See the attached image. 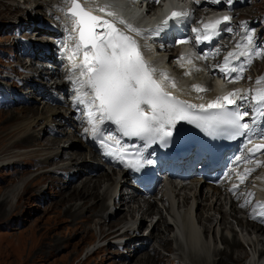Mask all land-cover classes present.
Segmentation results:
<instances>
[{
	"label": "bare ground",
	"instance_id": "bare-ground-1",
	"mask_svg": "<svg viewBox=\"0 0 264 264\" xmlns=\"http://www.w3.org/2000/svg\"><path fill=\"white\" fill-rule=\"evenodd\" d=\"M24 1L25 2L22 4L23 6L17 4L15 8H19L20 12L22 8H24L23 12H21L22 14L15 15L13 13H8V16L6 18L3 17L1 21L10 22L11 19L23 18L21 21L26 25H21L23 32L20 34L26 37L28 41H41L43 39V41H46V36L51 34V31L48 28L41 26L40 22H38V20L45 16L47 10L49 9L52 11L47 15L48 19L52 20L56 26L62 25L64 28H67L70 33L72 22L68 20V22L64 24L57 16V11H59L62 6L61 1L56 4H52L49 0H39L34 1L33 3H29L31 0ZM250 6V0H240L238 2L237 9L234 11L236 16L243 15L245 17L246 24L250 25L249 27L253 25L251 24L252 15L249 11ZM202 7H204L203 0H198L196 8L200 9ZM152 9H156V7L153 5ZM127 12L128 14H124V17L135 20L134 16L131 14V11L128 10ZM14 29L15 28L13 24H8L5 29H0L1 37H5L10 33H13ZM60 31V44L67 40L71 41L66 35V32L63 30ZM248 33H250V30H248ZM116 35L120 36L119 33ZM261 37L262 33H258L255 36V38H259L258 42L260 43L262 42ZM102 46L103 52L107 57L109 69L125 76L129 83L133 85L135 84V86H137V78L129 69L127 58L125 57V51L121 48L114 47L111 41L109 43H102ZM32 50L33 52L35 51L33 48ZM137 50L138 54L144 57V48L139 46ZM25 58L26 57L24 54L19 50L17 60L21 62L22 65H24V62L26 63ZM31 59L34 61L35 53L31 56ZM169 64L171 69L175 70L172 62H169ZM34 65L35 62H30L28 67L33 69ZM39 73L41 75L49 74L45 71ZM57 73L58 70H55L49 75L50 77H53L57 76ZM150 73L153 75L152 72ZM170 78L159 79L161 83V89L166 93L172 91L171 89H175L179 93H183L185 91L187 93H191L189 94L192 99L190 102H193L197 98L205 100V95L197 94L201 88H217L214 86V84H207V79L202 77V74L199 72L195 73L193 79L181 76V72L180 76L175 78V80ZM24 79L28 83L30 82L31 84H35V80L31 78L30 74H28V76ZM42 80L43 79L39 80V83L43 84L46 90L54 89L48 86L49 81H46L45 84L47 85H44ZM235 85L236 86H233V88L229 87L227 91H229L232 100H239L237 95L239 92L243 93L244 89L240 86L237 87V84ZM56 88L57 87H55V89ZM217 90L224 91L226 89L219 88ZM184 95L189 96L187 94ZM213 95L214 94H209V97H213ZM181 96L183 97L182 94ZM42 99L40 100L43 102L44 98ZM17 103L18 105L14 107L15 109L17 107H24L20 110H31L33 114V118L27 121V124L23 126H26V134L18 138V140L22 141L26 139V136H28L27 140L31 139V136H34V139L27 142V146L14 148L12 153L11 150L6 151L3 154L0 153V178L4 176V173L1 172L3 169L9 170L11 167H16L20 164L21 166L23 164H29L33 168L38 169L39 167H43L53 161L55 164L66 163L61 167H56L55 170L68 171L79 167L77 169L79 171L78 177L90 170H92L94 173H97L103 169L100 161L94 154L91 156L89 154L90 157L87 158L85 157L86 155L84 153L73 151L76 149H83L84 145L75 134L76 131L74 129V120L71 114L63 116L52 109H47L45 112H41L39 107H34L32 104H22V102L19 100H17ZM44 105L49 106V104L45 102ZM43 113L47 114V117H43ZM63 118H65V124L55 123L56 119ZM93 124H96L94 119L87 122V125L91 128L95 127ZM47 125L56 127L59 134H67L65 137L66 139L64 146H58L60 138L54 136L52 137L50 135L47 136ZM15 129L12 132H15ZM63 138L64 137L61 139ZM11 145L14 146L13 143ZM17 148L28 150L24 153L22 152L18 154L16 151H14ZM39 154H42L41 158H37ZM82 156H84V159ZM78 160H81L79 161L80 163H75ZM27 173L28 172L25 170H20L16 175L24 176ZM49 173H54V171L49 170L41 174L38 173L32 179L24 181L23 185L25 186L23 188L14 187L7 189L5 195V199L7 200H3L2 198L0 200L4 201L7 206H13L12 203L15 198L19 197L20 195V198L18 199L23 201L24 196L31 191L33 185L30 184L31 182L41 185L46 180L51 178L52 180L47 184V192L49 194L53 193V196L49 198H51V200L55 198V200L48 202L47 198L45 201H47L49 205L43 208H48L54 202L57 203L58 201H62L63 203L65 200H68V198L69 201H71L73 200V197L74 202L80 200V202H82V206L78 207L77 209H73L74 205L69 206L68 210L70 212L66 211V214L67 217H72L71 213L80 214L79 210L91 203L88 208H85V214H82V216L78 217V221H84L86 224H88L93 220L94 216H99L101 219H103V223L98 222L99 226L103 228L100 229L99 235L97 236L99 242H102L108 237H112L113 240H120L123 238L122 235H125V233L128 231H132L135 234L141 232L140 226L144 225L147 221L145 217L152 218L153 215H159V219L156 223L152 224L154 219H151L150 224L152 225V232L148 234V238L146 237V242H149L148 239L153 240L157 243L158 247H155L149 243L145 249L149 254L143 255L136 260L128 258L127 261L129 264L133 263L134 261H141V264H147L148 262H150L149 264H159L162 261L167 262L168 264H264V225L252 220H247L244 222V220L237 215L235 205L232 202L229 203L226 200L224 193L219 188L206 186L205 192V190H203L205 183H198L193 179L189 181L190 185L187 184L180 188L177 187L178 185H171L169 183L163 184L157 189V185L155 194L152 195L154 196L155 200H139L137 198L138 195H142L137 189L130 188L129 183L123 180L118 182H115L114 180L112 181L111 176L108 173L98 174L94 176V178H86L76 187L70 186L73 183L72 181L64 182L62 180L57 181L59 184L55 185L54 182L56 181V178L48 176ZM16 175H14V177ZM257 175L254 177L251 187L257 196L264 198V171L258 173ZM11 178L14 180L13 177ZM13 180L10 184L14 182ZM2 181L3 180H0V187H2ZM107 182H111V184L100 192L102 185ZM39 186L35 189L34 199L43 193L44 195L47 194L45 193V190L39 188ZM118 186L119 191L117 192ZM11 189H13L11 191L13 195L10 199H8L11 194H7V192ZM249 192L252 194V191ZM112 201L113 204L111 203ZM106 202H108V204ZM223 202L226 205L225 207H227L229 204L230 211L228 215L233 221H230L227 214L222 211ZM158 203H160V206H158ZM252 205L253 202H251V206ZM117 206L118 208L114 212H120V217L112 221H107L106 219L110 215L107 213V210H112ZM134 212H140L141 214L139 220L140 226H137L136 229L131 227L126 230V232L121 234H119L118 230H112L113 227L126 222L128 217H131ZM169 221L173 223L174 228L171 227ZM234 225H236L238 228L240 235L234 231ZM104 227H107V229H104ZM248 227L254 231L249 233ZM246 231H248V233H245ZM228 236L231 238H228ZM237 236L240 237L238 238ZM172 243L174 246H172ZM244 246L247 247V251H244ZM158 248H161L170 254L176 253V257H174V259L167 257L168 259H166L165 256L161 255V252ZM96 250L99 251L100 249L97 248ZM150 253H152L151 256ZM134 255L135 252L132 253L131 257Z\"/></svg>",
	"mask_w": 264,
	"mask_h": 264
},
{
	"label": "rangeland",
	"instance_id": "rangeland-1",
	"mask_svg": "<svg viewBox=\"0 0 264 264\" xmlns=\"http://www.w3.org/2000/svg\"><path fill=\"white\" fill-rule=\"evenodd\" d=\"M34 1L39 0H31L29 3H32ZM24 2V0H0V29L4 25L8 24L6 21H1L3 17L6 18L8 16V13H13L15 15L22 14L21 12H23L24 8H22L21 12L19 11V8H15L17 4L22 5ZM249 11L251 12L252 16L256 14H260L261 16H263L264 0H253ZM12 20L13 19H11L10 21L11 24L12 22H14V20ZM262 21V17H260V22ZM263 28L264 24L260 25V29ZM12 44V35L5 37H1L0 35V50L9 51L11 50L10 48ZM7 54L8 53L0 51V69H12L13 67L11 64H9V62H6L5 60V58L10 59L9 57H7ZM258 66L259 71H253L252 85L257 89H261L264 91V61L261 62ZM17 78L21 77L17 76ZM0 90L2 91L1 87ZM26 98L31 100L32 106L39 107V109H41V112H45L47 109L61 111L59 110V107H56L54 105H44V101L42 102L40 100V96L34 91L29 94ZM21 108L24 107H17L16 109L12 108L0 111V153L2 154L10 150L12 153V150L16 147L27 146L26 143L34 139V136H31V139L27 140L28 136H26V139L22 141L18 140V138L22 137L24 134H26L25 132H27L26 126H23L27 124V121L33 118L31 110H20ZM42 116L47 117V114L43 113ZM55 123L62 124V121L56 119ZM14 129L16 131L12 132ZM66 136L67 134L62 133L58 137L60 138V142L58 144L59 147L65 145ZM62 137L64 138L61 139ZM10 143H13L14 146H12ZM27 150L28 149L17 148L14 151L19 154L22 152L24 153ZM73 151L82 152L86 155L85 157H90V153L84 147L83 149H76ZM40 155L42 154H39V157ZM82 158L84 159V156H82ZM79 161L81 160H78L75 163H80ZM65 164L66 163H61L59 164V166ZM53 166L55 167L54 161L50 162L49 164L43 167H39L38 169L33 168L29 164H23L22 166L20 164L16 167H11L9 170H1V172L4 173V176L0 178V180H3L1 183L2 187H0V199H5L7 189L14 187L23 188L25 186L23 185L24 181L32 179L38 173L41 174L46 171H49L48 167ZM20 170H25L28 173L24 176L16 175ZM90 171H87L85 174H81L70 186L76 187L84 179H88L90 177L94 178V176L101 173H108L111 176L112 181L114 180L115 182H118V179L111 172L107 171L104 168L98 171L97 173H94L92 170ZM14 175L16 176L14 177ZM48 176L55 177L56 181L54 182V184H59L57 181L61 180V177L56 176L54 173H49ZM11 177H13L14 180ZM12 180L14 182L10 184ZM51 180L52 179L50 178L41 185L38 183L31 182L30 184H33L31 191L24 196L23 201H20V199H18L20 198V195L19 197L15 198L12 203L13 206H7L4 201L0 200V264H129V262L127 261L128 258L136 260L143 255L149 254L145 250L149 243H151L155 247H158L157 243L153 240L148 239L149 242H146V237L148 238V234L152 232V225L150 224L151 219H154L152 221V224H154L159 219V215H153L152 218L145 217L147 220L146 223L140 226L138 223L141 214L140 212H134L131 217H128L126 222H123L122 224L113 227V231L118 230L119 233H122L128 230L131 226L134 228L140 226L141 232H138L136 234H133V232H129L125 234V239H131L132 241L124 245L122 249L119 250L117 249V247H115V245H112L115 242L112 237H108L102 242L98 241L97 236L99 235L100 229H103L99 226L98 222H104V220L101 219L99 216H94L93 220L90 221L88 224H86V222L84 221H78V217L82 216V214H85V208H88L91 203L88 204L86 207H82V209L79 210L80 214L71 213L72 217H67L66 214V211L70 212L68 210L69 206L74 205L73 209H77L78 207L82 206V202H80V200L74 202L73 197V200L71 201H69L68 198V200H65L63 203L62 201H58L57 203L54 202L53 204H51L48 208H43L49 205L48 202L55 200V198L52 200L51 198H49L53 196V193L49 194L47 192V184ZM111 182L104 183L101 187L102 189L100 190V192L103 191L108 185H110ZM173 184L177 185L178 183L174 182ZM38 186L39 188L45 190V193L47 194L44 195L43 193L34 199L35 189ZM12 190L13 189L7 192V194H11L8 199H10L13 195V193L11 192ZM118 191L119 186L117 188V192ZM47 198L48 202L45 201ZM137 198L139 200H155L154 196L146 197L138 195ZM106 203L108 204V202ZM111 203L113 204V201ZM222 204V211L227 214L228 219L230 221H233L232 218L228 215L229 209L227 211L225 203L223 202ZM158 206H160V203H158ZM117 208L118 206L112 210H107V213L110 214L109 217H107L106 219L107 221H112L120 217V212H114ZM169 224L172 228H174V225L171 221H169ZM104 229H107V227H104ZM248 229L249 233H252L254 231L249 227ZM234 231H236L237 234L240 235L236 225H234ZM245 233H248V231H246ZM237 237L239 238L240 236ZM228 238L231 237L228 236ZM172 246H174L173 243ZM97 248H99L100 250L95 251ZM246 248L247 247L244 246V251L248 250H246ZM130 249L131 251H135V255L133 257H131L133 252H131ZM158 249L160 250L161 255L165 256L166 259H174V257H176V253L170 254L162 250L161 248ZM151 254L152 253H150V256ZM140 262L141 261H134L133 263L141 264ZM149 263L150 262H148L147 264ZM159 264L168 263L162 261Z\"/></svg>",
	"mask_w": 264,
	"mask_h": 264
}]
</instances>
